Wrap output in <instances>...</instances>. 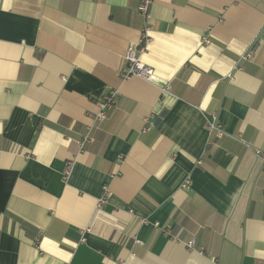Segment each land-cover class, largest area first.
Listing matches in <instances>:
<instances>
[{
	"label": "crops",
	"instance_id": "obj_1",
	"mask_svg": "<svg viewBox=\"0 0 264 264\" xmlns=\"http://www.w3.org/2000/svg\"><path fill=\"white\" fill-rule=\"evenodd\" d=\"M138 3L0 0V264H264V0Z\"/></svg>",
	"mask_w": 264,
	"mask_h": 264
},
{
	"label": "built area",
	"instance_id": "obj_2",
	"mask_svg": "<svg viewBox=\"0 0 264 264\" xmlns=\"http://www.w3.org/2000/svg\"><path fill=\"white\" fill-rule=\"evenodd\" d=\"M153 0H139V3L136 7L137 14L142 18L143 20V29L142 33L140 35L139 41L136 43V45H130L127 47L126 51L124 52L122 56V62L120 67L118 68V73L121 79H129L132 77L140 78L144 81H147L152 84H156L161 86V89L165 90L169 88V84L164 79H161L158 77V75L155 74L154 70L146 65L141 60V55L144 52L146 45L149 41V36L147 34V31L149 29L148 25V19L150 16V5L152 4ZM204 42H208V38L204 37ZM254 55V47H250L248 51L243 55V59H252ZM98 107L99 111L96 114V119H103L107 111L110 110L114 105L116 104V94L114 91H111L104 95L99 101H98ZM149 118H152V116L147 117L145 119L146 125L144 127V131H148L151 127L147 123ZM208 131L215 135L216 137H221L224 132L221 127V125L216 122L213 118L208 123ZM88 142L87 133H85L80 141L78 142L79 147L82 149L85 144ZM255 153L257 156L264 159V151L263 150H256ZM71 163H68L65 170H64V178L67 177ZM107 192L108 189L104 188V193L101 198L97 200L96 207L100 208L107 200ZM142 221L145 222L144 219ZM193 245V239H190L186 242V247L188 249H192Z\"/></svg>",
	"mask_w": 264,
	"mask_h": 264
}]
</instances>
